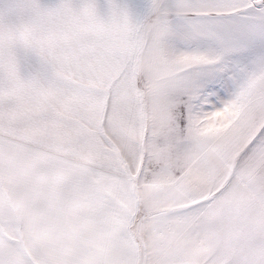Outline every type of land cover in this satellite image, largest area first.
Masks as SVG:
<instances>
[{
    "label": "snow or ice",
    "instance_id": "6c2138e0",
    "mask_svg": "<svg viewBox=\"0 0 264 264\" xmlns=\"http://www.w3.org/2000/svg\"><path fill=\"white\" fill-rule=\"evenodd\" d=\"M0 264H264V0H0Z\"/></svg>",
    "mask_w": 264,
    "mask_h": 264
}]
</instances>
